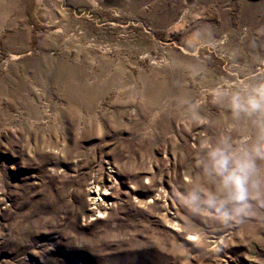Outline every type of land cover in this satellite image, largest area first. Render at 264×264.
<instances>
[{
    "label": "rangeland",
    "instance_id": "374dc122",
    "mask_svg": "<svg viewBox=\"0 0 264 264\" xmlns=\"http://www.w3.org/2000/svg\"><path fill=\"white\" fill-rule=\"evenodd\" d=\"M260 83L264 0H0V264H264V158L227 218L201 166Z\"/></svg>",
    "mask_w": 264,
    "mask_h": 264
},
{
    "label": "clouds",
    "instance_id": "9594fccd",
    "mask_svg": "<svg viewBox=\"0 0 264 264\" xmlns=\"http://www.w3.org/2000/svg\"><path fill=\"white\" fill-rule=\"evenodd\" d=\"M228 106L235 113L264 112V83L254 86L245 96L232 94ZM204 156L202 170L207 176L215 178L216 183V190L206 195L208 207L225 218L229 211L235 215L244 213L248 200L253 196L251 188L254 182L250 180L254 170L253 160L264 158V143L237 150L224 141L222 144L207 145ZM183 199L186 206L196 207L201 195L192 191L186 193Z\"/></svg>",
    "mask_w": 264,
    "mask_h": 264
},
{
    "label": "bare ground",
    "instance_id": "6f19581e",
    "mask_svg": "<svg viewBox=\"0 0 264 264\" xmlns=\"http://www.w3.org/2000/svg\"><path fill=\"white\" fill-rule=\"evenodd\" d=\"M42 65L35 68V72H37L39 75H43L47 71H57L56 70V66L55 67L54 66H48L46 62H44V64H42ZM58 70H59V68H58ZM64 70H65V72H64ZM64 70L62 71V73L64 72V75H67L68 77H71V74L75 72L69 66L66 67V69H64ZM84 88L79 89V91L81 93V96H82L83 99L85 97L86 98H89L90 93L92 92V90L90 91V90L84 89ZM144 92H145V94L147 96H149L151 94V92L147 88L145 89ZM93 186L94 187L88 189V192H89V195L91 196L92 203L95 204L98 201V197L104 195V192L103 191H100V188L98 186H96V185H93ZM90 211L93 212V210H91V209H90Z\"/></svg>",
    "mask_w": 264,
    "mask_h": 264
}]
</instances>
